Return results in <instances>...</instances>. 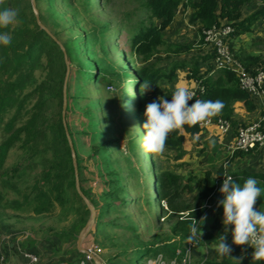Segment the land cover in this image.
I'll return each instance as SVG.
<instances>
[{
  "label": "trees",
  "instance_id": "obj_1",
  "mask_svg": "<svg viewBox=\"0 0 264 264\" xmlns=\"http://www.w3.org/2000/svg\"><path fill=\"white\" fill-rule=\"evenodd\" d=\"M23 1L18 0V4L21 2V5H18V22L21 23L0 29L11 31L13 37L8 46L0 47V221L3 213L8 210L15 212L9 215L13 218L19 216V213L20 215L27 213L50 214L56 210L57 206L64 210L68 209V212L75 213L76 221H73L69 228L55 230L51 227L48 231L54 233L61 244L69 240L73 241L74 248L68 252L75 254L71 263L78 264L84 254L78 250L76 243L90 217V211L76 190V171L69 137L76 155L80 189L96 210L95 223L89 234L98 236L103 246L111 244L119 249V253L110 257L108 262L116 261L115 264H124L121 262L123 257L128 264H135L142 251L148 256L147 259H153L160 253H164L167 258H172L176 255L177 250L185 251V246L188 243L189 225L193 218L197 221L201 220L204 216V209H196L189 217L182 219L179 218L180 216L172 215L169 218L171 221L169 232L155 233V228L157 229L159 219L162 220V217L154 212L155 203L147 185L150 180H146L147 174L143 165L141 166L143 171H139L138 167H133L132 161H130L131 168L128 176L134 177L140 186L138 189L140 194L134 196L133 200L129 199L131 197L129 190L132 187H128V184L124 182L125 178L119 172H110L108 175L101 176L103 190L98 200L83 187L76 132L69 123V114L72 111L71 100L74 99L68 92L69 85L67 86V106L64 116L66 126L62 117L63 86L67 69L65 55L58 43L37 24L30 0H26L25 3ZM35 1L38 2V0ZM79 1L84 7H88L89 3H92L91 0ZM68 2L70 4L71 0ZM253 3L254 0H142V12L145 16L135 24L133 31H129L130 52L124 56L131 65L134 56L144 62L145 66L141 69L134 68L130 72L120 64L108 63L105 70L97 61L92 66V71L88 68L85 71L77 69L79 73L83 74V82L88 77H100L103 78L106 85L114 86L117 83L120 84L131 74L135 79L131 99L133 100L131 102L134 105L133 117L135 119L129 117L127 99H125L126 116L124 118H117V113H111L104 116L102 121L105 123L116 119L126 120L129 126L128 131L132 129L131 126H134L133 121H135L143 129L144 105L145 102H148V97L145 96L143 86H141L143 81L151 83L148 87L151 92L150 102L159 96L170 100L172 91L164 87L163 82H173L177 69L186 68L190 72L187 77L201 81L204 86V91L200 94L199 99H219L223 102L220 112L210 118L229 120L235 129L252 123L238 124L233 121L236 102H243L247 111L254 112L256 110L254 101L256 100L249 93L240 89L238 77L234 72L227 69L215 70L214 50L207 48L204 55L194 56L191 61L174 62L169 72L159 68L158 63L164 54L178 55L189 50L188 46L179 42L169 43L166 40L165 32L173 23L179 6H182L185 10H191L189 21L199 27L202 43H204V30L210 29L214 25L229 24L234 28V32L229 36L234 57L245 69L252 72L263 66L264 59L261 56L236 50L233 46L236 37L247 32L255 22L264 19V4L246 18L244 17L248 7ZM2 7H12V5L9 0H0V8ZM40 19L45 24L42 15H40ZM75 27L76 25L73 24L69 28L70 31H75ZM110 31V26L104 24L98 30L97 36L102 39ZM52 34L58 38L56 33ZM85 36L87 37L86 41L92 37L90 33H85ZM110 42L106 46L112 51L114 47ZM61 43L65 49L67 60L72 61V54L67 44ZM153 57H156L154 62L151 61ZM202 66H205L204 71H201ZM89 106L92 110L86 111V115L83 114L85 117H89L85 118L89 126L86 124L87 131L81 132V134L90 138L93 152L91 155L99 156L106 152L111 143L119 142L122 131L117 136L102 138L105 133L94 130L101 121L96 101L91 100ZM92 116L94 118H91ZM199 123L192 126L184 125L182 128L172 131L170 134L174 138L166 139L165 147H174L181 151L186 135L193 137L202 131ZM136 136L137 133H134L125 137H128V150L132 156L140 157ZM13 149L21 151L23 156L12 168H6V161ZM253 151L251 150L250 153ZM247 154V151H236L232 157L228 158V161ZM151 165L152 178L156 185L154 192L159 200L169 199L172 191L167 190L163 173L159 169L156 171L154 160H151ZM223 173L224 166L222 165L215 174L211 171L204 174L197 190L199 202L197 207L211 195L216 186V180L222 177ZM232 176L241 184L247 177H254L258 184L264 187V173L262 172L244 170ZM8 192L14 193L17 198L7 199ZM222 198L221 194L218 201ZM141 202L145 204L142 216H149L151 220L158 222L153 227L150 224L141 229L139 222L135 219L136 215L130 210L131 204L134 203L138 206ZM260 206L261 209H264V195L257 200L254 208ZM215 209L218 212L223 211L222 206L218 207L217 204ZM199 224L201 227L198 232H202V235L200 239L198 236L193 239L197 243L194 253L209 246L214 252V257L202 260V263L199 264H264V259L252 258L253 249L250 246L233 244L230 231L226 234L225 241L231 248L229 256L217 255L214 246L217 243L216 238L223 230L207 232L204 221L203 224L202 221Z\"/></svg>",
  "mask_w": 264,
  "mask_h": 264
},
{
  "label": "rangeland",
  "instance_id": "obj_2",
  "mask_svg": "<svg viewBox=\"0 0 264 264\" xmlns=\"http://www.w3.org/2000/svg\"><path fill=\"white\" fill-rule=\"evenodd\" d=\"M68 1L69 0H38V2H36V7L39 12V19L40 15H42V20L45 22L44 24L40 19L41 23L44 26L47 25L49 28L45 27L50 32L52 30L51 33H56L58 37L57 39L60 42H65L72 54V61L67 60L68 62L66 63L67 69L64 83L68 74L66 81V97L68 95L67 86L69 85L68 92L74 98L71 100L72 111L69 114V123L76 132L78 154L81 159V167L79 169L81 170L83 180L82 185L90 194H92V196H94L96 200H98V197L102 194L103 190L101 176L108 175L110 172H119L125 178L124 182L128 184V187H132V189L129 190L131 195L129 199L133 200L134 196H138L140 194V191L138 190L140 186L134 177L128 176L131 168L130 161H132L133 167H138L139 171H143L141 169V166L143 165L147 174L146 180H150L147 185L149 186V192L152 193V200L155 203L154 210L158 214H161L162 202H160L159 197L154 192L156 185L154 179L152 178L153 173L151 171V160L155 161L156 171H158V169L161 171L163 167L162 164L164 163L163 153H165V149L160 153H151V155L144 151L141 147L143 129L141 126L139 127V123L135 121H133L134 126H131L132 129L129 131V126L126 123V120L116 119L115 121L110 120L105 123L102 121L104 116L111 113H117V118H124L126 116L124 109L125 99H127L128 115L129 117L135 119L133 117L135 112L134 105L132 104L133 100H131L133 96L132 86L135 84L133 75L131 74L128 78L126 77L124 81L120 82V84L117 83L114 86H109L106 85L103 78L100 77H88L87 80L83 82V74L77 71V69L85 71L87 68L92 71V66H94L97 61L100 62V65L105 70L107 69L108 63H112L114 65L120 64L130 72L134 68L141 69L145 66V63L138 57L133 56V63L131 65L124 56V54L127 56L128 52H130V46L128 45V38L130 35L129 31H133L135 24H137L145 16L142 12V0H91L92 3H89L88 7H84L79 0H71L70 4ZM256 1H254V4H256ZM9 2L12 7L16 8L18 11V5H21V2H19V4L18 0H9ZM23 2L25 3L26 0ZM32 11L35 16L33 7ZM248 12L250 11L248 10ZM190 13V9L185 10L182 6H179L173 23L165 32L167 42H179L184 46L189 47L188 52L178 55H160L162 60L158 63V66L167 72L171 69L172 63L191 61L194 56H198L200 54L204 55L206 49L209 48L205 42H201L199 27L190 23ZM20 23L17 22L16 25H19ZM73 24L76 25V30L72 32L69 28ZM104 24H108L111 31L108 35L101 39L97 36V32ZM85 33H90L92 36L87 41ZM239 40V43L241 44L242 37ZM107 41L112 42L114 47L112 51L106 46L108 43ZM263 46L264 44L260 45V48L263 50L262 55H264ZM210 50L214 49L210 48ZM155 60L156 57H153L151 61L154 62ZM204 70L205 66H202L201 71ZM189 73V70L186 68H178L175 80L171 83L164 81L163 86L174 91L176 87H182L183 84L193 83V85H195V80L187 77V74ZM150 93V88L144 90L145 96L148 97V102H145L144 110L146 104L150 102ZM91 100L96 101V108L100 114L99 118L101 119L100 124H98L94 130H98L100 133H105L102 138L105 137L106 139L117 136L119 132L122 131V137H119V142L111 143L106 152L99 156H92L93 152L90 145V138L81 134V132L87 131L85 129L87 124L85 118L89 117H85L84 115H86V111L92 110L89 106ZM259 109L261 110L260 106ZM260 110L259 112L263 114ZM260 116L258 118H252L251 122L258 120ZM91 118L94 117L92 116ZM237 129L238 128L235 129V132H237ZM134 133H137L136 137L140 157L132 156L131 152L128 150V137L125 136L129 134L131 136ZM214 136L215 132L212 134L211 131H209L207 135L204 136L205 138L202 137V141L199 145L202 146L204 152L209 150L207 149L209 146L207 142L212 141L211 139H214ZM212 144L215 145L213 142ZM215 149L217 148L214 146V151ZM21 156H23L21 151L18 152L16 149H13L6 161V168H12ZM206 157H208V155H206ZM209 163L210 167L214 168L215 158L210 156ZM77 171L79 175V170ZM14 198H17V196L12 192H8L7 199ZM144 208V202H141L138 206L134 203L130 205V210L134 215H136L135 219L139 222L141 229H143V226L145 225L152 224L153 227L155 223H158L155 220H151V217L149 216H142V210H144ZM14 213L15 212L8 210L5 211V213H3V217H1L0 264H22L20 261L21 256L25 259L23 264H54V262L55 264H72L71 259L75 254H70L68 251L73 250V241L69 240L64 244H61L60 240L54 235V233H50L48 229L51 227L55 230H62V228L66 229V227L69 228L73 224V221L75 222L77 219L75 213L68 212V209L64 210L60 206H57L56 210L50 214L36 215L34 213H27L20 215L19 213V216H23V225L25 226L22 229L19 228L20 226L16 223L14 218H11V216L9 217V215ZM209 216L210 214L207 215L206 220H208ZM13 222H15L13 224L14 226L11 225ZM169 224V218H166L165 220L159 219V224L157 225V229L155 228V233L161 234L169 232ZM214 231L215 230H213V232ZM30 234H33L35 241L28 246H24L26 242L31 240V237L27 239V236H30ZM93 235L88 234L83 247L86 246L85 248H87L91 245L90 243L93 242L92 245L98 246L101 249V252L94 251L97 256V260L100 263H117L116 261L108 262V259L119 253L118 247H114L111 244L103 246L99 237L95 236V234ZM24 237L26 239L25 243L21 241ZM13 238L21 242L19 243L18 241H14ZM25 247H27L26 250ZM199 250L202 251L195 253L192 261L193 264H199L202 263V260L214 257V252L211 246L203 247V249L201 248ZM27 254H30L33 258H35V260L32 261L28 258L26 256ZM147 257L146 253L142 251L135 264H152L154 258L147 259ZM84 259L85 256L83 255L78 264H81V261ZM121 262L128 264L125 262L123 257L121 258ZM88 264H95V262L92 261Z\"/></svg>",
  "mask_w": 264,
  "mask_h": 264
},
{
  "label": "clouds",
  "instance_id": "obj_3",
  "mask_svg": "<svg viewBox=\"0 0 264 264\" xmlns=\"http://www.w3.org/2000/svg\"><path fill=\"white\" fill-rule=\"evenodd\" d=\"M18 22V11L14 7L0 8V29L14 26ZM11 31L0 30V47L8 46L12 41ZM151 83L143 81V90ZM171 99L159 96L145 106V121L142 125L141 147L149 153H160L165 148L169 133L182 128L184 125H195L198 122L217 115L223 108V102L216 100L194 99V92L187 87H176L171 93ZM198 139L193 136V141ZM213 146L210 144V147ZM219 192L223 198L217 206L223 209L222 225L224 231L216 238L214 250L219 256H229L230 246L225 242L226 234L230 231L232 243L250 246L252 258L264 259V209L254 208L257 200L264 195V187L258 184L254 177H247L243 183H238L233 176L223 175ZM203 224V218H201ZM193 218L189 225L188 241H193L201 225ZM231 226V228H229ZM235 259V258H234ZM237 260V259H236Z\"/></svg>",
  "mask_w": 264,
  "mask_h": 264
},
{
  "label": "crops",
  "instance_id": "obj_4",
  "mask_svg": "<svg viewBox=\"0 0 264 264\" xmlns=\"http://www.w3.org/2000/svg\"><path fill=\"white\" fill-rule=\"evenodd\" d=\"M255 3L256 4L253 3L252 5H250V7H248L247 12L244 14L245 18L248 15L255 12L257 9L261 8L264 4V0H257ZM248 10L250 12H248ZM241 37H242V43L240 44L239 39H241ZM263 44H264V19L255 22L248 29L247 32L239 35L233 41V46L236 50H243L252 55L261 56L262 59H264V55H262L263 50L260 48V45ZM182 87H187L191 89L194 87V85L193 83L191 84L189 83V84H183ZM254 104L256 106V110L254 112H249L246 110L243 102H236L234 105L235 116L233 118V121L237 123L238 122L247 123V122H251L252 118H258L260 115H262L259 112L260 109L257 104V101H254ZM207 131L208 132L211 131L212 134H214L215 132V136L214 139H211L212 141L207 142L209 146L208 145L205 146H208L207 149L209 150H206L204 152V149L199 144L202 141L201 140L202 137L207 135L208 133ZM235 134L236 132L233 126L230 132L226 135L220 134V132L217 130L216 127H208L202 129V131L197 135L198 139L195 142L193 141V137L186 135V139L183 143V148L181 151L180 149L174 147L164 148L165 149V153H163L164 163L162 164L163 167L161 172L163 173L164 180L166 181V188L167 190L170 189L172 191V195L170 196L169 199L164 198L160 200V202H162L161 214H158L154 210L155 213H157L159 216L162 217V220L163 218L165 219L170 218V216L172 215L180 216L179 218L181 219L185 217H189V215L193 213L196 209L202 208L204 209L203 221L205 224V231L207 232H213V230H215V232L217 230L224 231V226L222 225L223 211L218 212L215 209L216 206L210 210H206L204 208L205 204H207L208 202L209 197L205 199L203 204L197 207L199 205V202L197 200V195H198L197 190L202 178L204 177V174L207 171H211L213 174H215L217 169L222 165L224 166L223 175L232 176L233 174L240 173L244 170H248L249 172L264 173V148L253 149L254 151L252 153H250L251 150L247 151L248 153L247 155L228 161V158L232 157L236 152L235 151L233 154H230L228 150L229 145H231L233 142ZM169 138L173 139L174 136H172L169 133L167 139ZM212 142L215 143V145H213ZM210 144L213 146L210 147ZM214 146L217 148L215 149V151H214ZM206 155H208V157H206ZM210 156L212 158H215L214 168H211L209 165ZM223 175L222 177L216 180V186L214 189H216V187L218 188L221 187L222 184L221 180H223L224 178ZM208 214H210V216L208 220H206ZM13 218L16 220V223L20 226L19 228L22 229L23 227H25L23 225V216H16ZM14 223L15 222H13L11 225H13ZM229 228L231 227L229 226ZM30 237L31 240L29 242L25 243L26 240L25 237L23 240H21L22 242L25 243L24 246H28L29 244L35 241L33 234L27 236V239H29ZM14 241H18V240L14 239ZM85 247L86 246H84V248ZM26 249L27 247H25V250ZM20 261L23 264L25 259L21 256Z\"/></svg>",
  "mask_w": 264,
  "mask_h": 264
},
{
  "label": "built area",
  "instance_id": "obj_5",
  "mask_svg": "<svg viewBox=\"0 0 264 264\" xmlns=\"http://www.w3.org/2000/svg\"><path fill=\"white\" fill-rule=\"evenodd\" d=\"M233 32L234 28L229 24L214 25L212 28L203 31L204 42L209 48L214 49L215 70L227 69L234 72L238 77L240 89L249 93L257 101V104L261 108L260 111L264 114V65L255 69L253 72L242 66L231 51L229 36ZM194 82V87L190 89L194 92V96L193 100L188 101L189 104L194 102V99H199L200 94L204 91V86L201 81L195 80ZM263 114L258 120L237 129L233 142L228 147L230 154H233L235 151H249L257 148H264ZM199 126L202 129L216 127L222 135L228 134L232 129L231 122L222 118L218 120L208 118L205 121H201ZM220 195L219 188L216 187L214 192L209 196L208 202L205 204L204 208L210 210L215 207ZM163 220H165V218H163ZM90 244L91 245L86 248L88 253L84 254L85 259L81 261V264H88L93 261V257L97 258L94 251L101 252L98 246L92 245L93 242ZM196 246L197 243L195 241H188L185 246V251H182V249L177 250L176 255L172 258H167L164 253H160L154 258L152 264H193L192 261ZM26 256L32 261L35 260L30 254Z\"/></svg>",
  "mask_w": 264,
  "mask_h": 264
},
{
  "label": "water",
  "instance_id": "obj_6",
  "mask_svg": "<svg viewBox=\"0 0 264 264\" xmlns=\"http://www.w3.org/2000/svg\"><path fill=\"white\" fill-rule=\"evenodd\" d=\"M31 5L34 9V13H35V17H36V20H37V23L38 25L44 29L57 43L58 45L60 46V48L62 49L64 55H65V60H66V63L68 62L67 61V56H66V52H65V49L63 47V45L61 44V42L55 38V36H53V34L41 23L40 19H39V12L37 10V7H36V1L35 0H31ZM67 77H68V74L66 76V80H65V83H64V88H63V114H62V117H63V122H64V125L66 126L65 124V109H66V105H67V100H66V81H67ZM68 140H69V144H70V147H71V150H72V154H73V164H74V167H75V171H76V190L78 192V194L83 198V200L85 201L89 211H90V217L86 223V225L84 226V228L82 229V231L80 232L79 236H78V242H77V248L78 250L83 253V254H87L88 251L86 248L83 247V244H84V241L86 239V237L88 236V234L90 233L91 229L93 228L94 226V223H95V218H96V210L95 208L91 205V203L88 201V199L83 195L81 189H80V186H79V178H78V171H77V164H76V155H75V151H74V148H73V144L71 142V139L68 137ZM93 261L95 262V264H102L100 263L96 257H93Z\"/></svg>",
  "mask_w": 264,
  "mask_h": 264
}]
</instances>
